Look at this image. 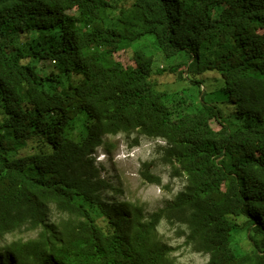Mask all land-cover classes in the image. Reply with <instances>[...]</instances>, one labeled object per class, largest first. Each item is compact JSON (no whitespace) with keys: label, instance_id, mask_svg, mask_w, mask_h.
<instances>
[{"label":"trees","instance_id":"16d2710c","mask_svg":"<svg viewBox=\"0 0 264 264\" xmlns=\"http://www.w3.org/2000/svg\"><path fill=\"white\" fill-rule=\"evenodd\" d=\"M218 1L134 0L138 18L116 0H0V264H177L163 223L207 264H264V0ZM9 36L26 37L25 49ZM150 36L164 71L134 47ZM182 68L201 110L187 90L173 102L151 79L181 80ZM208 73L236 102L229 124L200 90ZM134 134L132 146L162 141L159 161L186 181L150 215L107 201L115 188L95 159L107 138ZM149 166L143 183L161 186Z\"/></svg>","mask_w":264,"mask_h":264},{"label":"rangeland","instance_id":"374dc122","mask_svg":"<svg viewBox=\"0 0 264 264\" xmlns=\"http://www.w3.org/2000/svg\"><path fill=\"white\" fill-rule=\"evenodd\" d=\"M226 4H230L232 0H226ZM119 7H123L129 13H133L136 17L142 16L140 8L134 3V0H116ZM207 5L210 9L214 10L216 7H222L224 4L218 0H207ZM26 37L15 38L9 36L4 39L3 42L6 45L12 44V46L25 49L24 42H27ZM11 46V45H10ZM134 47L148 48V52L157 54V46L155 45V37L150 36L148 39H140L134 43ZM153 63V70L166 68V60L160 54L156 55ZM120 59L125 62H132L129 50H122L118 53ZM184 61V60H182ZM185 62V61H184ZM44 63L41 65V67ZM57 62L46 63L44 69L48 72L55 70ZM182 72V79L179 80L178 74L172 73H158L153 71L151 79L156 83V88L170 95V101L177 102V94H181L183 90H187V94L192 101L191 109H198L200 107L199 90L192 87L191 83L185 80L186 68L180 70ZM205 84L201 88V92L204 95L205 101L210 105H217L221 108L222 114L228 116V121L235 116H239L236 109V102L227 99V93L224 87V79L218 73L213 75H205ZM181 91V92H180ZM179 92V93H178ZM208 92V94H207ZM175 94V95H173ZM207 94V95H206ZM201 110V109H198ZM235 110V111H234ZM223 121H215L213 128H221ZM137 134L128 138L125 135L116 136V138H107L108 144L107 150H99L95 155L97 166L102 170V177L107 179L113 186L114 190L107 194V201L111 204H115L118 200H131L144 204L147 214L150 215L153 212L163 209L168 203L181 193L185 186V179L171 178V169L169 166L162 164L159 161L158 148L164 146V143L159 140H153L146 137H140L139 145L132 146ZM143 163H150L149 170L162 178V185H146L140 176ZM53 219H58V214L52 216ZM37 232L30 233L26 238L36 237ZM160 233L164 237L166 243L175 250L174 258L177 264H207L208 256L195 253L190 247L185 246L186 238L182 236V232L179 227H172L168 223H163L160 228ZM19 237L9 238L8 242H12ZM239 242H235V246H238ZM251 248L246 242L242 243L239 247L241 250Z\"/></svg>","mask_w":264,"mask_h":264}]
</instances>
